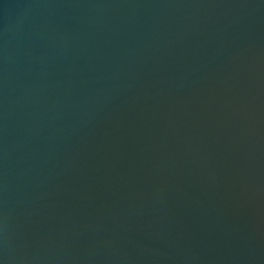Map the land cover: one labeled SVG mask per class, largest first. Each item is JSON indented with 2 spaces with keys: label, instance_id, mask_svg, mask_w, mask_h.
Here are the masks:
<instances>
[{
  "label": "water",
  "instance_id": "water-1",
  "mask_svg": "<svg viewBox=\"0 0 264 264\" xmlns=\"http://www.w3.org/2000/svg\"><path fill=\"white\" fill-rule=\"evenodd\" d=\"M0 264H264V0H0Z\"/></svg>",
  "mask_w": 264,
  "mask_h": 264
}]
</instances>
